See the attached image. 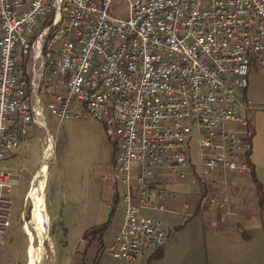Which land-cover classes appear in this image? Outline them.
I'll list each match as a JSON object with an SVG mask.
<instances>
[{"label":"built area","instance_id":"built-area-1","mask_svg":"<svg viewBox=\"0 0 264 264\" xmlns=\"http://www.w3.org/2000/svg\"><path fill=\"white\" fill-rule=\"evenodd\" d=\"M112 1L0 0V258L7 194L25 170L3 159L45 134L46 111L60 122L84 110L114 141L104 177L122 187L124 215L97 246L124 264H146L175 230L143 213L173 212L174 185L199 184L214 205L227 172H252L250 142L226 123L248 124L252 107L238 93L250 62L264 66V0H124V13L110 12ZM176 213L187 222L189 204Z\"/></svg>","mask_w":264,"mask_h":264},{"label":"rangeland","instance_id":"rangeland-1","mask_svg":"<svg viewBox=\"0 0 264 264\" xmlns=\"http://www.w3.org/2000/svg\"><path fill=\"white\" fill-rule=\"evenodd\" d=\"M120 10L121 13L125 12V1L113 0L110 12L117 13ZM247 79V88L238 94L251 104V110L244 113L248 124L227 122L226 126L238 137L251 141L254 125H258L261 133L256 138L264 143L261 122L264 121V66L251 61ZM80 112L79 118L59 122L55 116L46 111L48 131L46 130L45 134L39 132V139L35 136L23 137L19 146L11 150L3 159L5 164L16 168L24 167L25 170L19 179V184L7 194L13 201L10 213L11 227L5 236L6 249L0 258V264H28L32 246L39 249L40 254L42 253L41 260L39 259L41 264L45 262L69 264L70 258L76 257L75 252L83 249L85 240L89 241L90 238L87 236L91 228H93L91 232L97 238L103 235L101 240L105 238L111 240L117 234L124 215V203L120 194L122 187H118L117 190L115 184L104 177L109 173L107 163L114 158L116 147L114 141L108 138L102 121L84 110ZM49 135L53 141V154L46 165V212L43 191L45 222L43 239L32 228L33 204L28 199L24 205V196L28 194L32 177L42 164L44 142ZM190 146L194 159L196 157L194 137ZM243 160L248 161V157H243ZM213 172L218 174L220 181L224 179L218 169H214ZM236 175L244 178V182L238 185L250 195L243 205L250 216L247 222L251 224L263 220L264 215L260 214L259 208H264V205L259 207V200L254 202L252 197L257 186L262 194L261 183L245 172H227L226 179L232 181ZM186 183L191 182L182 181L173 188L179 190V186ZM198 185L192 184L193 187H199ZM113 187L117 194L112 193ZM111 201L114 203L112 213L109 210ZM22 209L24 219L21 218ZM143 213L160 217L165 224H172L175 229L182 225L181 218L173 212L144 211ZM241 224L245 225L244 222ZM46 247L49 248V252Z\"/></svg>","mask_w":264,"mask_h":264},{"label":"crops","instance_id":"crops-1","mask_svg":"<svg viewBox=\"0 0 264 264\" xmlns=\"http://www.w3.org/2000/svg\"><path fill=\"white\" fill-rule=\"evenodd\" d=\"M261 122L264 130V121ZM260 133L261 128L254 125L252 140L249 141L251 149L246 156L247 163L252 168L250 175L254 176L262 186L261 198L257 190L252 196L254 202L259 200V207L264 205V143L256 138ZM243 182L244 178L236 175L232 181L226 180V187L220 190L214 189L213 195L217 202L214 205L209 204V196L202 186H195L196 188L192 186L196 183L182 184L179 190L173 188L176 197L168 199L173 213L177 215L181 203L186 201L189 204L191 218L170 233L160 250L146 253L144 262L146 264H264V219L251 224L247 222L250 216L243 205L250 195L238 185ZM45 190L46 185L44 188L46 212ZM112 193H116L114 187ZM113 202L111 201V204H114ZM259 209L260 214L264 215V208ZM92 229L88 230L89 241L85 240L83 249L75 252L76 257L70 258L69 264H124L119 259L100 255L98 243L106 244L110 240L109 238L101 240L102 234L97 238L91 232Z\"/></svg>","mask_w":264,"mask_h":264},{"label":"bare ground","instance_id":"bare-ground-1","mask_svg":"<svg viewBox=\"0 0 264 264\" xmlns=\"http://www.w3.org/2000/svg\"><path fill=\"white\" fill-rule=\"evenodd\" d=\"M48 131V130H47ZM45 139V150H43V161L38 170L32 177L31 187L27 194L28 199L32 201L33 204V218H32V228L37 232L39 237L44 239V217H43V191L46 180V165L49 163L50 158L53 154V141L52 137L47 136ZM42 240V239H41ZM35 247L31 248L30 256L28 259V264H41V254ZM29 252V251H28ZM45 254V250L43 251ZM40 259V260H39Z\"/></svg>","mask_w":264,"mask_h":264},{"label":"trees","instance_id":"trees-1","mask_svg":"<svg viewBox=\"0 0 264 264\" xmlns=\"http://www.w3.org/2000/svg\"><path fill=\"white\" fill-rule=\"evenodd\" d=\"M257 193H258V196L261 198V194H260V189H259V187H257ZM113 212V204H112V209H111V211H110V213H112ZM47 248V247H46ZM47 251L49 252V248H47ZM45 264H49L48 262H45Z\"/></svg>","mask_w":264,"mask_h":264},{"label":"water","instance_id":"water-1","mask_svg":"<svg viewBox=\"0 0 264 264\" xmlns=\"http://www.w3.org/2000/svg\"><path fill=\"white\" fill-rule=\"evenodd\" d=\"M111 209V207L109 208V210Z\"/></svg>","mask_w":264,"mask_h":264}]
</instances>
